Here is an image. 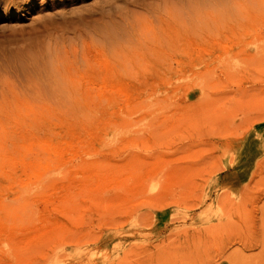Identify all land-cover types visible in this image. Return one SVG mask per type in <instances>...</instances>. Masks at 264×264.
I'll return each mask as SVG.
<instances>
[{"label":"rangeland","instance_id":"1","mask_svg":"<svg viewBox=\"0 0 264 264\" xmlns=\"http://www.w3.org/2000/svg\"><path fill=\"white\" fill-rule=\"evenodd\" d=\"M0 264H264L255 0H0Z\"/></svg>","mask_w":264,"mask_h":264},{"label":"bare ground","instance_id":"2","mask_svg":"<svg viewBox=\"0 0 264 264\" xmlns=\"http://www.w3.org/2000/svg\"><path fill=\"white\" fill-rule=\"evenodd\" d=\"M259 8L264 10V0H255Z\"/></svg>","mask_w":264,"mask_h":264}]
</instances>
